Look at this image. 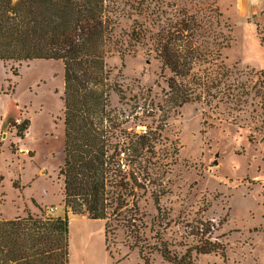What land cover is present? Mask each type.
I'll return each instance as SVG.
<instances>
[{"label":"rangeland","instance_id":"rangeland-1","mask_svg":"<svg viewBox=\"0 0 264 264\" xmlns=\"http://www.w3.org/2000/svg\"><path fill=\"white\" fill-rule=\"evenodd\" d=\"M116 1L123 12L116 32L124 54L114 51L105 61L126 99L112 93L111 105L130 113L134 95L145 100L137 108L144 114L128 128L160 127L158 148L169 154L164 177L155 181L159 191L167 190L158 210L148 196L139 202L145 216L138 240L151 246L159 235L182 252L208 236L196 227L202 222L224 255L192 252L193 264H264V0H145L138 11L131 0ZM214 7L230 35L222 49L228 75L211 95L171 106V72L160 69L149 35L159 18L181 10L212 16L214 27ZM133 18L137 40L129 37ZM62 91L60 59L0 60V218L63 210ZM25 119L18 135L16 125ZM73 215L67 228L74 264H143L121 226L105 236L104 220ZM148 264L172 263L154 252Z\"/></svg>","mask_w":264,"mask_h":264},{"label":"trees","instance_id":"trees-1","mask_svg":"<svg viewBox=\"0 0 264 264\" xmlns=\"http://www.w3.org/2000/svg\"><path fill=\"white\" fill-rule=\"evenodd\" d=\"M143 1L131 0L130 7L138 11ZM212 11L214 27L212 16L181 10L172 18H159L149 35L160 69L171 72L166 80L171 106L199 100L202 93L211 95V89L228 75L222 49L229 45L230 35L223 30L227 25L220 21L217 7ZM122 13L116 0H0V60L60 59L63 63L59 174L64 210L62 215L0 218V264H69L68 213L104 220L105 236L121 226L143 264L154 252L172 264H193L192 252L224 255V247L212 240V231L202 222L196 227L202 236L209 231L208 236L182 252L171 250L159 235L151 246L137 238L145 216L140 200L148 196L158 210V201L167 192L159 191L155 181L164 177L169 154L158 148L160 127L148 126L144 132L128 128L144 114H138L137 108L145 100L134 95L130 113L111 105L112 93L120 102L126 99L105 61L114 51L124 54L116 32ZM137 24L133 18L129 37L134 40L140 36ZM27 124L25 119L16 125L18 135Z\"/></svg>","mask_w":264,"mask_h":264},{"label":"crops","instance_id":"crops-1","mask_svg":"<svg viewBox=\"0 0 264 264\" xmlns=\"http://www.w3.org/2000/svg\"><path fill=\"white\" fill-rule=\"evenodd\" d=\"M64 213V210H60L59 212H56V210L54 211V215H62ZM76 217L80 218V219H86L80 215H76ZM74 220V215L71 216V213H68V221H73ZM68 249H69V263L74 264V241L71 239V237L69 238V245H68Z\"/></svg>","mask_w":264,"mask_h":264},{"label":"built area","instance_id":"built-area-1","mask_svg":"<svg viewBox=\"0 0 264 264\" xmlns=\"http://www.w3.org/2000/svg\"><path fill=\"white\" fill-rule=\"evenodd\" d=\"M55 207H49V209L52 211Z\"/></svg>","mask_w":264,"mask_h":264}]
</instances>
